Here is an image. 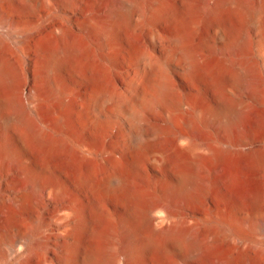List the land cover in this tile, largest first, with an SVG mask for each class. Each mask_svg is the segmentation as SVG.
I'll return each instance as SVG.
<instances>
[{
    "label": "bare ground",
    "instance_id": "1",
    "mask_svg": "<svg viewBox=\"0 0 264 264\" xmlns=\"http://www.w3.org/2000/svg\"><path fill=\"white\" fill-rule=\"evenodd\" d=\"M205 2L213 50L237 90L228 89L223 74L201 67L191 38L196 19L185 21L164 0H0V264H264V186L241 189L243 174L264 176V129H244L248 109L264 103V73L257 68L261 62L264 69V37L259 33L250 48L231 28L234 14L244 9L258 33L264 0ZM78 4L86 10L72 26L70 12ZM133 22L159 25L151 38L165 44L160 59L123 38ZM4 37L14 49L10 54ZM15 54L29 69L24 85ZM120 57L130 68L128 89L148 63L160 66L161 75L146 110L131 115L134 132L117 129L112 146L99 150L71 132V118L105 130L109 117L101 110L110 104L120 111L124 94L91 79L83 99L100 113L85 119L67 103L63 82L96 63L108 69ZM173 73L193 83L212 78L215 94L206 108L186 106L184 131L174 135L177 163L156 151V164L173 170L174 182L156 188L163 211L155 216L146 190L136 187L141 154L153 144L143 123L148 111L181 105ZM259 122L264 128V116ZM204 128L209 133L202 135ZM34 146L47 147L49 155L66 146L76 155L72 196L51 178L48 153L38 158ZM47 207L48 223L38 221L35 214ZM187 209L196 212L189 217Z\"/></svg>",
    "mask_w": 264,
    "mask_h": 264
},
{
    "label": "rangeland",
    "instance_id": "2",
    "mask_svg": "<svg viewBox=\"0 0 264 264\" xmlns=\"http://www.w3.org/2000/svg\"><path fill=\"white\" fill-rule=\"evenodd\" d=\"M206 4L207 3L205 2V0H164V5L166 7L178 9L181 15H183L185 21L196 19V27L192 32L191 38L200 55L201 67L206 69L208 66H210L211 69L213 68V71L219 74H223L229 80L228 89L237 90L235 79L229 75L230 72L228 70L222 67L221 62L219 61L217 55L213 50V46L216 45V41L213 35L212 18L202 14L203 8H207L205 7ZM85 10L86 7L83 4L75 5L70 12V17L73 19L70 25L73 26L74 20L80 19L81 13ZM156 25L157 24L155 23L136 25V23L133 22L132 26L134 27H125L123 29L124 31L122 30V36L124 35L123 38H127V40L133 42L136 47L147 50L152 59L158 60L162 56V49L164 48L165 44L164 42H161L159 40L154 41L151 38L152 30L156 27ZM231 28L233 33H236V35H238L239 37L241 36L242 38H244V42L246 40L245 44L250 48H252L255 42L259 39V33L264 37V19L260 24L259 32L255 33L254 31L250 30L248 26V18L244 9L234 14ZM4 42L5 45H7L5 47L6 52L9 54L10 52H13L14 49L7 37H4ZM14 57L20 62L23 79L22 81L24 85L27 63L22 58H19L16 54L14 55ZM254 60L255 63H258L260 61L258 57H256ZM258 64L256 65H258L257 68L259 70V73H264L262 63L259 62ZM97 65L98 64L96 63L94 65V68L90 71L77 72L75 74L69 75L65 82H63V87L67 92V103L78 107L79 110L82 111V115L83 117H85V119H88V117H86L87 114L92 117L100 113V110H89L83 99L84 90L87 87V83L91 79H101L102 82H106L108 85L114 86L117 90L124 94V102H122L121 104V108L119 109L120 111L117 110V112H113L110 104L106 105L101 110L103 114L105 113L109 117V123L105 130L96 132L95 129L93 130L90 126H79L75 118H71V132H73V134L75 132L74 135L77 134L76 136H78V138L80 137L87 141L90 140L94 145L96 144L95 147H97V149L101 150V148H109L110 146H112L111 143L116 141L113 139V136L114 134L116 136L117 129H124L123 134L126 135H131V133L134 132L132 123L130 122L131 115L134 111L146 110L145 101L154 93V86L159 76L161 75V68L157 64H153L151 66L148 63L147 67H142V69L138 73L134 88L128 89L124 84L125 78L129 75L130 68L126 64L125 60L122 59V57L117 58L116 61L113 62L108 69H104ZM261 69H263V71ZM27 71H29V69H27ZM171 80L175 88L174 98L180 101L181 105L178 108L169 107L159 112H147L149 114V118L147 123H143V129L145 131L146 137L152 139L153 144L150 150H147L143 152V154H141V168L136 179V187H140L146 190L148 203L152 207L153 214L155 216L162 215V209L159 206V204L161 203V199L157 197L158 195L155 192L156 188L163 187L168 183L174 182L172 179L173 170L172 172H169L166 168L158 166L156 164V151L159 149L164 151L170 163H177L179 158V151L177 147L174 146V135L178 132L184 131L182 122L184 119V111L186 109V106L190 105L198 108H206L214 101L215 94V88H213L214 84L212 83L213 81H211L212 78H206L200 82L193 83L183 80V78H180L173 73L171 74ZM259 83L262 90L264 83L263 80L261 79ZM249 109L246 113L247 123L245 124L244 129L247 132L256 133L263 131L264 128L260 124L259 118L264 116V103L261 102L255 107ZM256 122L259 124H257ZM155 127L156 129L161 131V133H159L160 131H158V136L156 133L154 135L153 131ZM208 129L209 128H204L202 135L208 134ZM255 129L258 130L256 131ZM61 149H58L60 152L57 151V153L55 152L52 155H49V149L47 150V147H32V151L37 157L38 155H42L38 158L46 156L48 159V155L50 156L48 162L54 172H52L51 178L54 179V181L56 180V182H61V188L64 190L65 195L69 197L73 195L75 190L74 180L72 177L73 171L76 170L74 166H76L77 168V166L80 165V162H77V160L74 158L76 157V155L72 154L71 151L68 150V147L64 146ZM45 150H47L46 155L42 153L45 152ZM97 154H99L96 155L97 158L102 157L100 152H98ZM75 163L77 165H75ZM241 179L243 184L241 189H244L243 192L245 193L257 187L263 188L264 186V176L262 174H259V176L253 175V177L252 175H249L248 177L247 174H243L241 176ZM50 212L51 209L47 207L40 210L35 215L38 217H36L37 219H40L38 221L42 222L43 220V222L48 223L47 219L51 216ZM195 212L196 210L194 209L193 211L192 209H187V214L189 217H191Z\"/></svg>",
    "mask_w": 264,
    "mask_h": 264
}]
</instances>
